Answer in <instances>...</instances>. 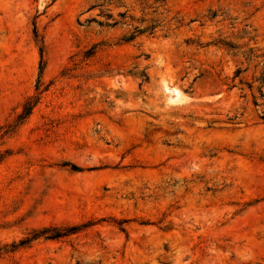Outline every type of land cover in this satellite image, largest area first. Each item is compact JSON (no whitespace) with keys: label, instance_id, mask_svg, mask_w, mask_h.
Listing matches in <instances>:
<instances>
[{"label":"rangeland","instance_id":"rangeland-1","mask_svg":"<svg viewBox=\"0 0 264 264\" xmlns=\"http://www.w3.org/2000/svg\"><path fill=\"white\" fill-rule=\"evenodd\" d=\"M0 264H264V0H0Z\"/></svg>","mask_w":264,"mask_h":264}]
</instances>
